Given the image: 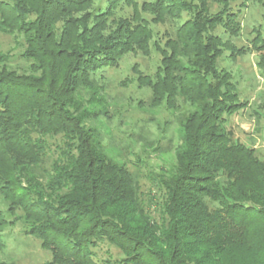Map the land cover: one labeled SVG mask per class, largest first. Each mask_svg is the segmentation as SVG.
Here are the masks:
<instances>
[{
    "label": "trees",
    "instance_id": "16d2710c",
    "mask_svg": "<svg viewBox=\"0 0 264 264\" xmlns=\"http://www.w3.org/2000/svg\"><path fill=\"white\" fill-rule=\"evenodd\" d=\"M23 1L34 4L37 14L26 34L30 47L26 57L39 74L17 76L0 69V158L13 168H26V186L0 174V197L6 206L0 214L24 213L31 222L28 233L51 251L47 264H98L91 250L105 242L122 258L103 264H216L215 257L228 245L247 247L253 228L264 236V207L248 195L264 191V165L253 150L218 131L222 114L236 109L223 94L222 84L206 82L177 64L167 65L171 53L163 57L165 82L173 78L181 83L191 75L190 82L202 96L197 100L200 111L186 119L194 125L183 139L188 154L178 171L151 177L156 191L149 190L145 199L139 186L141 165L129 167L122 148L121 162L105 152L108 146L117 147L110 140L107 145L97 123L104 120L108 125L110 116L86 112V102L79 99L83 88L95 87L96 70L116 66L138 34L142 37L136 44L145 41V30L123 22L111 39L114 44H100L96 23L107 21L112 9L131 0H105L106 5L91 12L97 21L91 34L97 39L89 43L83 40L88 30L79 31L81 24L72 14L86 11L92 0ZM172 2L166 8L155 2L153 12L162 13V18ZM12 9L17 11L0 0L3 20L5 11ZM200 16L203 22L195 17L186 24L190 28L184 40L179 29L176 42L180 41V50L191 45L189 59L209 72L211 63L205 57L211 39L202 44L203 31L215 24L230 27L234 14ZM57 19L62 28L56 30ZM92 43L98 46L87 48ZM49 136L61 138L53 152L55 160L50 157ZM132 138L146 142L147 132L140 130ZM218 200L220 209H214Z\"/></svg>",
    "mask_w": 264,
    "mask_h": 264
},
{
    "label": "rangeland",
    "instance_id": "374dc122",
    "mask_svg": "<svg viewBox=\"0 0 264 264\" xmlns=\"http://www.w3.org/2000/svg\"><path fill=\"white\" fill-rule=\"evenodd\" d=\"M157 1L162 2L165 8L173 1L172 8L165 11L162 18L159 16L162 13L153 12L152 5ZM5 2L17 11H5L4 20L0 15V69L5 68L17 76H37L39 73L33 72L32 63L26 57L30 48L26 34L29 25L37 18L35 6L23 0ZM102 4L107 3L105 0H92L86 11L72 14L81 24L79 31L86 27L89 32L83 37L85 43L97 39L91 34V28L97 22L91 12ZM183 4L187 7L180 8ZM223 13L234 14L230 27L220 24L211 28L206 26L204 37H201L202 44L211 39L205 57L211 63L207 72L189 59L193 51L191 45L189 48L182 46L180 50L176 33L182 29L181 39L184 40L183 34L190 28L186 25L189 21L196 17V21L203 22L201 16L197 17L200 14L206 19V16ZM110 14L107 21L96 23L101 36L100 44H114L111 39L123 22H131L130 26L145 30L146 39L142 45L136 44L142 37V33L138 34L132 48L128 46L130 49L120 55L116 66L96 70L95 87L83 88L79 99L86 102V112L102 111L110 116L108 125L100 120L97 128L104 134L106 143L110 140V144L119 149L108 146L105 152L121 162L122 148L129 167L134 163L141 165L139 186L145 199L149 190L156 191L154 178L152 182L151 177L178 171L188 154L183 139L187 131L194 127L186 119L200 111L197 100L202 95L190 82L191 75L185 73L187 78L181 83L173 78V81L165 82L160 66L163 57L170 53L171 60L166 62L167 65L177 64L187 73L201 76L206 82H214L218 86L222 84L223 94L227 93L224 96L236 109L233 113L222 114L218 120V131L228 134L230 142L253 150L260 164L264 165V0H131L119 4ZM57 22L58 19L53 26L56 30L62 28V24ZM83 45V42L79 45L81 50ZM95 46L98 44L92 43L87 48ZM226 82L228 87L225 88L223 85ZM87 93L90 96L85 95ZM140 130L147 132L146 142L138 143L132 138ZM60 142V137H48L51 160L57 158L53 152ZM68 142L71 144V140ZM155 149L164 152H156ZM0 172L12 182L26 186L24 166L13 168L0 158ZM263 193L259 189L248 195L255 205L264 207ZM3 200L0 197L1 212L6 207ZM224 200L229 202L226 198ZM219 201L213 202L214 209H220ZM29 225L31 222L20 210L0 216V264H47L51 261L50 249L43 248L41 241L28 233ZM256 230H251L247 247L228 245L220 256L215 257L214 263L264 264V236ZM91 251L98 264L122 258V254L106 242Z\"/></svg>",
    "mask_w": 264,
    "mask_h": 264
}]
</instances>
